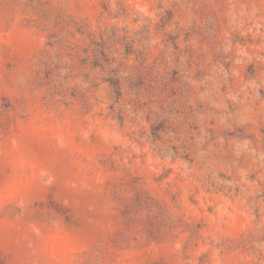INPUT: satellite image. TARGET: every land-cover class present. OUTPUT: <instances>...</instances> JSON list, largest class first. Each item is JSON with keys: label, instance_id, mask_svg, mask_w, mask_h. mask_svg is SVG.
<instances>
[{"label": "rangeland", "instance_id": "rangeland-1", "mask_svg": "<svg viewBox=\"0 0 264 264\" xmlns=\"http://www.w3.org/2000/svg\"><path fill=\"white\" fill-rule=\"evenodd\" d=\"M0 264H264V0H0Z\"/></svg>", "mask_w": 264, "mask_h": 264}]
</instances>
